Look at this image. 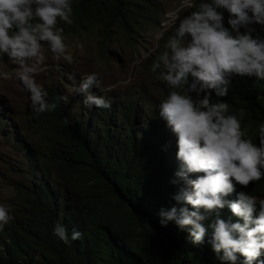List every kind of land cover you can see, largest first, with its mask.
I'll use <instances>...</instances> for the list:
<instances>
[{"label": "trees", "instance_id": "obj_1", "mask_svg": "<svg viewBox=\"0 0 264 264\" xmlns=\"http://www.w3.org/2000/svg\"><path fill=\"white\" fill-rule=\"evenodd\" d=\"M201 2L196 0L193 8L179 14L174 25L162 33L161 48L145 61L144 72L157 92V86L161 88L164 99L169 88L158 73L151 72V65L165 50L180 20L198 10ZM72 8L73 23L59 21L57 26L64 28V35L95 32L101 56L107 61L116 60L111 50L114 44L137 49V38L151 27L160 29L165 13L158 0H72ZM217 11L230 27L227 10ZM252 27L264 36L260 25ZM228 89L224 97L212 90L213 102H227L230 114L244 109L242 126L259 143L264 80L233 74ZM46 91L49 102L64 96L53 87ZM135 95H121L119 100L106 95L113 100L110 109L92 106L89 110L83 104L75 114V108L62 100L54 112L36 115L31 108L20 116L18 127L4 133L24 153L16 173L28 184L15 186L17 197L10 208L13 219L0 230V264H226L209 243L211 228L205 242L194 245L189 229L181 230L172 221L161 224L162 208L183 206L173 199L182 183H171L180 165L177 136L159 115L162 101L150 100L141 108L139 95ZM191 95L195 98V93ZM140 109L145 120L135 131L134 115ZM8 122L0 114V131ZM197 175L202 173L192 178ZM239 192L264 199V179L247 187L236 184L235 192L226 199L236 200ZM220 216L243 223L227 206ZM58 221L66 226L69 238L74 230L82 233L81 238L64 243L54 235ZM202 223L207 227L210 221ZM260 260L264 254L255 264ZM242 261L240 257L237 264Z\"/></svg>", "mask_w": 264, "mask_h": 264}, {"label": "clouds", "instance_id": "obj_2", "mask_svg": "<svg viewBox=\"0 0 264 264\" xmlns=\"http://www.w3.org/2000/svg\"><path fill=\"white\" fill-rule=\"evenodd\" d=\"M218 8L230 14V27ZM72 14V0H0V56L7 55L15 65L11 72H0V77L23 84L36 115L54 112L61 100L69 102L66 95L49 102L48 92L36 78L46 71L42 42L57 60L72 62L64 28L57 26L59 21L72 24ZM256 24L264 28V0H202L198 10L180 20L150 69L169 88L159 115L177 136L180 165L171 183L183 185L173 196L183 206L162 208L160 222L189 229L194 245H202L211 228L209 243L226 264H237L240 257L242 264H255L264 254V199L245 192L234 201L226 199L236 184L247 187L264 179V123L258 128L259 143H254L242 126L244 109L230 114L227 102H213L212 97V90L217 97L228 94L233 74L264 80V36L252 27ZM93 87L113 90L102 87L99 73L92 72L81 77L75 92L88 107L110 109L111 101L95 95ZM226 206L243 223L222 219L220 210ZM11 219L10 209L0 204V230ZM206 220L210 221L207 227L202 223ZM54 235L68 244L82 233L74 230L69 238L66 226L58 221Z\"/></svg>", "mask_w": 264, "mask_h": 264}, {"label": "rangeland", "instance_id": "obj_3", "mask_svg": "<svg viewBox=\"0 0 264 264\" xmlns=\"http://www.w3.org/2000/svg\"><path fill=\"white\" fill-rule=\"evenodd\" d=\"M195 1L158 0L165 10L161 28L151 27L148 33H143L137 38V49L132 50L124 44H114L111 50L116 55L115 61L102 58L95 32L82 33L79 36L64 35L65 43L69 46L67 54L72 57L71 63L62 58L57 60L47 43L42 42L46 71L36 78L37 83L45 90L53 87L64 96H68L67 104L75 108L73 114L81 112L80 106L83 105V97L75 92V87L79 85L81 77L92 72L99 73L102 87L113 89L111 92H101L99 88L93 87L92 91L97 96L108 95L117 100L121 95L138 94L141 108L147 106L150 100L163 101L161 88L157 86V92L154 89V81L144 72L145 61L161 48L162 33L174 25L180 13L193 8L196 5ZM189 2L192 7L188 6ZM14 67L7 55L0 56V72H11ZM70 76H74V79H70ZM110 98L112 104L113 100ZM30 109V93L23 84L15 78L0 77V114L10 121L6 125L7 128H1L0 131V204L6 205L9 209L17 197L15 186L25 183L26 180L16 173L24 162V153L22 154V150H19L14 141H9L4 133L12 126L18 127L17 121L20 120V116L28 114ZM91 109L92 107L89 108ZM134 118L136 119L134 130L138 131L145 120V114L140 109ZM16 133L18 134V131Z\"/></svg>", "mask_w": 264, "mask_h": 264}]
</instances>
